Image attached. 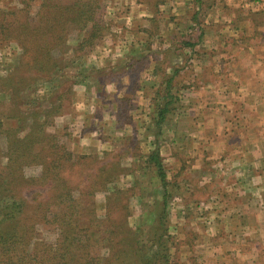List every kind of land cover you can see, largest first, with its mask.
<instances>
[{"label": "rangeland", "instance_id": "obj_1", "mask_svg": "<svg viewBox=\"0 0 264 264\" xmlns=\"http://www.w3.org/2000/svg\"><path fill=\"white\" fill-rule=\"evenodd\" d=\"M90 1H95L98 5L106 36L101 41H96L94 46H85L82 51H77L84 34L78 30L70 33L67 41L71 46L70 50L59 56L58 66L51 70L53 73L50 77L52 76L54 83L46 82L51 71L45 72L41 68L29 70L23 66L19 71L12 72L15 69L14 60L20 55L21 49L13 42L5 45L0 43V102L4 103V106L0 104V117L15 116V106L12 105L15 98L10 93L12 85H8L4 79L13 74L16 75L15 79L20 76L25 88L31 83L27 84L28 75L31 81L38 79L20 95L19 103L23 111L21 117L28 118V126L33 121L46 120L47 132L56 133L60 143L73 153L74 157L67 162L65 170L68 180L65 186L76 197L73 202L76 207L70 213V225H85L89 228L83 229L82 240L85 247L93 238V231L100 236L110 235L119 245L116 251L130 247V237L139 230L141 233L137 248L141 249L143 244L152 242L155 231L152 218L157 216L154 202L162 198L163 188L157 177H154V171L145 168L146 159L136 155L149 153L155 148L151 142H157L164 156L168 180L171 182L168 187L171 199L168 220L165 223L167 230L162 237L165 244L162 246L161 255L164 258L157 264H214V250L210 243L216 236L221 240L231 238L232 232L227 225L232 222L230 219L234 218V212L227 210L235 205L233 202L242 201L234 191H238L240 186L235 184L233 189L231 185L232 180L241 179L239 172L228 171L232 167L226 170L221 165L210 170L206 167L209 164L207 156L202 157V165L206 167V171L194 170L188 164L193 159L190 141L192 137L190 135L189 138V134L183 132L191 129L194 107L198 108L193 97L194 72L190 65L192 56L179 55L180 51L177 50L185 45L180 39L181 32L184 33L183 37L188 34L185 41L193 42L196 39L194 35L190 36L194 33L190 23L176 26L175 19L178 14H184L183 12L185 16L192 18L194 7L200 8L194 20H198V15L206 18L210 13L213 20L209 19L210 22L205 25H210L214 32L223 34L226 50H234L230 54L231 62L234 59H237V63L239 59L244 62L237 49L264 45V7L258 4L261 0H214L211 3L205 0L203 4H198L199 7L193 1L185 6L183 1L178 0H166L160 6L162 0ZM157 2L159 3L155 5ZM38 4L32 5L34 15ZM20 6L19 0H0L2 12L14 11ZM157 10L159 15L152 14ZM5 16L0 15V19ZM150 16L157 19L152 22L147 19V23L145 18ZM222 16L227 18L223 20ZM246 17L251 22L244 24ZM10 19L17 21L14 17ZM185 49L190 53V47L185 46ZM98 66H104L99 72L102 75L100 80L103 83L115 80L114 85L107 83L97 87L74 84L72 76L78 70H85L88 76L94 78L98 77V73L92 74L91 68L98 69ZM177 69L180 70L175 75L173 92L180 97L176 104L178 109L173 116L170 115L171 119L166 123L163 135L157 138L149 136L145 126L150 122V115H154L153 106L156 107L160 104V99L164 98V83ZM112 88V91H116L115 97L113 93L109 97L108 90ZM69 90L72 97L68 94ZM60 95L61 100L58 97ZM158 95L160 99L156 101ZM53 103L55 106L61 104L60 113L51 117L43 116L49 115ZM202 109L207 110V107ZM96 115L98 117L94 119ZM6 128L12 126L7 124ZM83 128L86 131L83 132ZM7 139L6 135L0 136V170L5 169L8 164L10 153L7 151ZM183 160H186V175L180 177L178 170L183 167ZM39 172L38 166L27 170L28 175ZM49 184L43 183L39 187L27 189L23 196L41 200L39 194L50 195ZM90 188L96 190L95 195L93 198L84 195L82 207H79L78 195L87 193ZM213 189L226 190V193L222 192L226 198L220 200L224 201V205L217 204L210 198V191L212 193ZM54 194L55 192L52 195ZM144 194L142 200L146 204L142 205V201H138L136 197ZM36 200L32 203L35 204ZM256 203L255 200L253 204ZM125 220L127 225L124 224ZM213 222L215 224L212 226ZM235 222L240 223L241 216L237 215ZM54 224H61V219L58 218ZM41 229L36 232V237L44 238L47 242H57V234L43 227ZM161 232L162 230L159 231ZM251 237L250 235L249 243L254 240ZM144 247L148 248V245ZM74 249L76 246L72 245L71 251ZM226 250L227 246L224 245L217 254L224 259L229 255ZM116 251L110 254L108 248L100 249V264H109ZM84 252L83 248H78L75 254L80 256ZM135 260L136 258L127 260V263L141 264L139 259L137 262Z\"/></svg>", "mask_w": 264, "mask_h": 264}, {"label": "trees", "instance_id": "obj_2", "mask_svg": "<svg viewBox=\"0 0 264 264\" xmlns=\"http://www.w3.org/2000/svg\"><path fill=\"white\" fill-rule=\"evenodd\" d=\"M62 1L65 0H19L21 6L18 9L9 12L0 11L1 16L6 15L0 19V43L5 45L13 42L21 49L20 55L14 60L15 69L12 72L19 71L23 66L29 70L41 68L46 70L45 72L56 68L57 60H60L59 56L70 50L71 46L67 41L73 31L78 30L79 33L84 34L83 42L80 43L77 51H82L85 46H94L96 41L104 39L105 25L103 26L101 22V15L95 1L94 3L90 0H69L66 3ZM35 3L39 4L34 15L32 10ZM165 3L166 0H162L159 6ZM153 13L159 15L158 10ZM10 17H14L17 21H12ZM154 19L157 18L153 16L151 22ZM184 43L187 47L195 46L193 42ZM91 70L92 74L97 72L98 77L92 78L85 70H78V73L72 76L75 80L74 84H90V86L97 85V87L102 84L100 70L92 68ZM178 72L179 70H174V74L164 83L166 86L163 98L165 102L159 98V95L156 99V101L160 99V104L153 106L154 115H150V122L145 126L149 136L157 138L163 135L165 125L171 119L170 115L173 116L178 109L176 104L179 103L180 97L173 92L175 90L173 83ZM51 73L53 71L48 74L49 79L46 82L54 83L52 76L50 77ZM15 78L16 75L13 74L4 79L8 85H12L10 93L15 98L12 104L15 106V116L0 117V136L8 137L7 151L10 153L6 168L0 170V264H100L102 258L98 251L108 248L111 254L119 245L110 235L109 237L100 236L93 231V238L85 247L82 240L83 229L89 228L85 225H80L81 228L70 225V213L76 207L73 203L76 197L73 196L72 190L65 186L68 183L65 170L68 166L67 162L74 157L73 153L60 143L56 133L47 132L46 120L33 121L30 127L27 125L28 118L21 117L23 111L19 103L20 95L26 88L31 87L33 81L38 79L31 81L28 75L27 84L31 83L25 88L23 78L20 76ZM56 88L55 86L54 89ZM68 94L72 97L71 90ZM58 97L62 99V95ZM0 104L4 106V103L0 102ZM60 110L61 104L55 106L53 103L49 115L43 116L57 115ZM7 124L12 128H6ZM151 143L155 147L153 150L144 155H135L146 159L145 168L154 171V177H157L159 185L163 188L162 198L154 202L157 213V216L152 218L155 224L154 237L152 242L143 244L141 249L137 248L138 236L141 233L139 227L137 229L139 231L130 237V247L113 253L109 264H128L127 260L131 261L135 258V262L139 259L141 264H157L164 258L161 255L162 246L165 244L162 242V237L163 232L167 230L165 223L168 220L171 199L168 187L171 182L168 180L164 156L161 154L158 143L155 141ZM185 163L186 160H183V167L178 170L180 177L186 175ZM35 166L39 167V174L28 175L27 170ZM48 182L50 183V195L39 194L41 200H36L35 197L27 199L23 196V192L27 189L39 187ZM95 191L94 188H90L87 193L79 194L77 205L82 207L84 195L91 198L95 195ZM54 192L55 194L52 195ZM144 197L145 194L136 197L138 201H142V205L146 204L142 200ZM33 200H36L35 204L32 203ZM58 218L61 219V224H54ZM124 222L127 225V221ZM42 227L57 234L59 239L56 243L36 237V232L42 230ZM160 230H162L161 233H159ZM72 245L76 246L73 251H71ZM146 245L148 248L144 247ZM78 248L85 250L83 255L75 254Z\"/></svg>", "mask_w": 264, "mask_h": 264}, {"label": "crops", "instance_id": "obj_3", "mask_svg": "<svg viewBox=\"0 0 264 264\" xmlns=\"http://www.w3.org/2000/svg\"><path fill=\"white\" fill-rule=\"evenodd\" d=\"M178 1H183L185 6L193 1L198 7L200 2H205ZM258 2L259 6L264 7V0ZM198 9L194 7L192 18L185 16L183 12L184 14H178L175 19L176 26L190 23L194 29L190 36L194 35L196 39L193 41L195 46L190 47V53L185 49V45L177 50L180 51L179 55L192 56L190 65L194 72L193 97L196 98L194 103L198 108L194 107L191 129H185L183 132L188 133L189 138L192 137L190 141L193 159L187 163L198 171H206V167L210 170L216 169L213 167L222 165L226 170L232 167L228 170L230 172L240 173L241 180H232L231 187L235 184L240 186L238 191L233 189L242 201L233 202L235 205L227 210L234 212V218L230 219L232 222L227 225L232 232L231 238H212L210 247L214 250V264H264V45L237 49L236 51L241 52L244 62L240 59L238 63L237 59L231 62L230 54L234 50H226L223 34L214 32L210 25H205L210 22L209 19L213 20L210 13L206 18L198 15V20H194ZM152 17L145 18V21L149 19L151 22ZM225 18L227 17L222 16L223 20ZM250 22L251 19L246 17L244 24ZM180 34V39L185 44L188 34L184 37L183 32ZM97 68L103 70L104 66ZM115 82L101 81L104 86L107 83L114 85ZM113 88L108 90L109 97L111 93L114 97L117 96L116 91H112ZM203 107H207L209 113L202 109ZM84 116L88 117V114ZM95 117L98 115L94 116V119ZM84 131L86 129L83 128ZM178 144L181 145L180 141ZM205 156L209 163L206 167L202 165V157ZM222 192L226 193V190L213 189L212 193L210 191V198L215 200V203L224 205V201H220L226 198ZM255 200L256 205L253 204ZM228 212L227 214H230ZM237 215L241 216L240 223L235 222ZM214 224L213 222L212 226ZM217 226L219 227V224ZM250 235L254 240L249 243ZM224 245L227 246L229 255L223 259V256L217 253Z\"/></svg>", "mask_w": 264, "mask_h": 264}]
</instances>
